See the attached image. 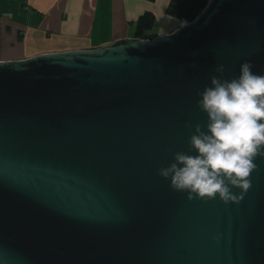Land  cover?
<instances>
[{"label":"water","instance_id":"1","mask_svg":"<svg viewBox=\"0 0 264 264\" xmlns=\"http://www.w3.org/2000/svg\"><path fill=\"white\" fill-rule=\"evenodd\" d=\"M264 75V0H208L153 38L0 60V264H264V158L239 204L158 175L215 68ZM240 195V190L233 188Z\"/></svg>","mask_w":264,"mask_h":264},{"label":"clouds","instance_id":"2","mask_svg":"<svg viewBox=\"0 0 264 264\" xmlns=\"http://www.w3.org/2000/svg\"><path fill=\"white\" fill-rule=\"evenodd\" d=\"M253 65L241 64L240 75L222 79L225 67L215 68L210 86L198 95L197 107L207 115L206 131L194 130L189 152L173 154V162L161 167L158 175L170 181L172 190L187 193V199L204 202L217 197L224 204H239L252 187L254 162L264 158V75L255 74ZM240 190V195L232 189Z\"/></svg>","mask_w":264,"mask_h":264},{"label":"crops","instance_id":"3","mask_svg":"<svg viewBox=\"0 0 264 264\" xmlns=\"http://www.w3.org/2000/svg\"><path fill=\"white\" fill-rule=\"evenodd\" d=\"M170 0H0V60L71 49H95L135 37L136 22L151 14L145 38L181 25L166 13Z\"/></svg>","mask_w":264,"mask_h":264},{"label":"trees","instance_id":"4","mask_svg":"<svg viewBox=\"0 0 264 264\" xmlns=\"http://www.w3.org/2000/svg\"><path fill=\"white\" fill-rule=\"evenodd\" d=\"M208 0H170L166 13L179 20L181 24L192 20L201 12ZM154 19L151 14H143L136 22L135 37L145 38L146 32L152 28Z\"/></svg>","mask_w":264,"mask_h":264}]
</instances>
